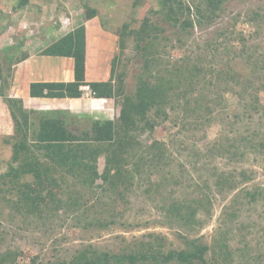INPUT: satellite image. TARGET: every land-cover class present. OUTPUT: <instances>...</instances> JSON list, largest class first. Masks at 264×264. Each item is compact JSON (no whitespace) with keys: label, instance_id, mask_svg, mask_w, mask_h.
I'll return each mask as SVG.
<instances>
[{"label":"trees","instance_id":"1","mask_svg":"<svg viewBox=\"0 0 264 264\" xmlns=\"http://www.w3.org/2000/svg\"><path fill=\"white\" fill-rule=\"evenodd\" d=\"M228 1L230 0H192L191 4H188L185 0H161L156 14L163 16L161 23H168L169 26L184 31L204 21L214 22ZM27 4L28 0H18L17 7L23 9ZM84 9L86 16L79 26L41 52L44 56L73 58L74 81L31 83L29 95L32 98H79L82 95L80 87L89 86L92 97L113 99L117 107L115 118L91 120L90 128L80 131V134L70 130L64 119L43 117L42 114L36 119L37 123H32V126L28 127L30 113L36 115L37 113L24 110L19 99L7 96L13 66L28 56V52L22 50L26 41L24 39L18 41V37H15L14 43L7 45L0 55V98L7 108L4 111L5 115L9 112L8 114L12 116V119H9L13 120L19 138H6L4 141L11 145L12 153L7 165L8 170L0 177L2 183H10L7 192L16 189L17 196L14 202L16 206L13 209L17 212L22 210V217L26 220L32 216L37 220L46 221L61 210L65 215L81 213L85 216V212L89 210L84 206L87 202L78 197V191H75L76 194L65 191L63 188L65 180L62 178L61 182L55 180L54 174L59 169L88 189L97 187L102 193L110 191L120 195L121 198L116 197L119 205L112 200L111 204L106 206L109 219L104 215L95 219L98 220V226L110 227L119 225L118 219L127 211V193L136 185L137 180H141L142 174L147 175L148 172L150 175L152 170L157 169L161 171L166 158L172 157L170 144L174 142V138L171 137L169 143L164 140H153L144 147L138 139L141 134L146 132L152 134L156 128L166 125L165 123H168L167 129H177V134L182 130L194 132L204 127L206 122L200 115L203 107L199 101L206 99L202 92L209 86L222 88L224 92L233 91L241 101L245 103L248 101L249 105L243 104V108L244 114L249 117L246 113L249 106L253 112L259 113L258 91L264 87L253 88L250 78L240 80V73L217 70L211 64L206 67L202 64L199 66L192 63L190 57H184L169 66V62L162 58L158 42L159 35L163 34L164 29L159 27L155 20L154 22L150 20L149 16L143 18L139 29L129 30L128 25H124L117 33L119 51L123 52L127 41L132 39L135 41L136 54L142 62L140 73L136 76L134 91L132 93L126 91L125 70L116 72L118 56L111 61L108 81L86 83L84 21L95 18L97 13L93 8ZM88 34L91 35V30H88ZM248 58H251V55H248ZM254 73L260 74V78L263 79L264 66ZM232 83L239 89H233ZM168 108L172 110L171 113L167 111ZM235 119L238 117L235 116ZM29 129L32 130L28 132ZM28 135L32 138L31 147L28 146ZM256 136L258 134L255 131L248 130L234 141L227 136L225 140L216 139L207 148L206 154L221 158L228 156V161L234 162L239 160L238 157H244V150L250 149L254 154L264 158V138L256 139ZM245 146L247 148L243 149L240 155L239 150ZM32 148L42 154L33 155V159L29 160L27 156L32 152ZM178 149L184 150L181 144ZM100 157L103 158L104 169L98 174L97 164ZM14 164L17 167H14ZM24 175H30L33 181L21 185L19 180ZM249 177L244 172L235 176L232 172L221 171L215 179L214 186L217 193L223 195L224 192L230 193L235 190L242 182L249 180ZM98 178L101 180L99 185L96 183ZM164 180L171 181L168 178ZM58 183L59 188L56 187ZM48 185L55 186L56 190L48 189ZM160 186L161 183L153 188L156 195L151 202L165 213L169 222L191 235L201 229L203 221L197 214L200 212L209 218L212 212V202L208 195L195 201L192 199L189 202H181L174 200L170 193L168 196L161 194ZM149 192L150 189L145 190V194ZM260 201H264V189L254 187L251 191L240 190L225 207L220 229L218 227L219 231L217 230L211 237L210 243L191 239L186 241L184 249L165 250L163 238L150 235L152 241L126 245L115 252H96L92 248H87L78 251L68 261L61 260L56 263L47 261L46 264H251L248 259L250 244L245 243L237 253L233 252L229 241L236 230L246 228L243 223L238 225V229L237 224L234 225L235 221H239V212ZM262 221L256 230L262 235L264 243L263 215ZM94 224L97 225V221ZM247 226L248 229L254 228L251 223ZM16 256L17 251L0 253V264H15ZM35 261L36 259L33 260V264Z\"/></svg>","mask_w":264,"mask_h":264},{"label":"rangeland","instance_id":"2","mask_svg":"<svg viewBox=\"0 0 264 264\" xmlns=\"http://www.w3.org/2000/svg\"><path fill=\"white\" fill-rule=\"evenodd\" d=\"M185 2L191 4L192 0ZM17 3L18 0H0V55L7 45L14 43L15 37H18V41L24 39L26 42L30 39L38 40L36 38L48 43L59 39L67 32L65 29L71 24L70 18L76 19L75 23L80 24L86 16L84 8L89 7L96 10L95 18L113 32L116 38L124 25H128L129 30H137L144 17L149 16L153 22L155 20L159 27L164 29L158 42L162 58L169 62V66L177 60L190 57L191 62L199 66L202 64L206 67L211 64L217 70L240 73V80L250 78L253 88L264 87V78L254 73L264 66V0H230L223 5L224 10L214 22L204 21L184 31L173 28L168 23H161L163 16L156 14L161 0H28L23 9L18 8ZM134 45L135 41L131 39L127 41L123 52L117 48L115 53V56H118L116 72L125 70V88L128 93L134 91L136 76L140 73L142 65ZM248 55H251V58H248ZM231 85L233 89H239L233 83ZM202 93L206 99H200L199 104L203 107L200 115L206 122L205 128L194 132L182 130L177 134V129H167L168 123H165L166 125L156 128L152 134L146 132L138 137L144 147L153 140L169 143L172 137L175 140L170 144V151L174 155L166 158L161 171L157 169L152 170L150 175L148 172L147 175L142 174L141 180H137L132 190L128 191L127 211L118 219L119 225L100 227L95 219L102 215L107 217L106 206L110 205L112 200L115 202L116 197L121 198L120 195L110 191L102 193L97 187L88 189L81 186L78 180L60 169L54 174L55 180H65V191L75 194V191H78V197L87 202L84 206L89 210L85 212V216L81 213L69 216L61 210L46 221L37 220L32 216L26 220L22 217V210L17 212L13 209L16 206V189L7 192L10 183L8 180L6 184L2 183L0 177V253L17 251L15 264H33L34 259V264H46L47 261H68L78 251L87 248L96 252H115L126 245L152 241L153 236L163 238L165 250L184 249L186 241L191 239L210 243L211 237L219 231L221 219L224 217L223 211L233 197L242 189H264V158L246 149L243 158L238 157V161L229 162L228 156L212 157L206 154V150L216 139L225 140L227 136L234 141L248 130L258 134L256 139L264 138V88L258 91L259 113L253 112L249 106L246 110L249 117L244 114L243 108V104L249 105L248 101H241L233 91L224 92L222 88L209 86L206 90L204 88ZM7 96L11 98L9 91ZM6 110L0 98V176L8 170L7 165L12 153L11 145L4 141L6 138L17 137L13 120L9 119L12 116L9 112L5 115ZM167 111L172 112L170 108ZM39 115L30 113L28 127L37 123ZM235 116L238 117L237 120ZM91 120L93 119L89 116L86 119L74 118L68 120L67 127L80 134V131L90 128ZM28 137V146L31 147L32 138L29 135ZM180 144L184 148L183 151L178 149ZM245 148L247 147L241 148L238 153L241 155ZM40 154L42 152L32 148L27 159H33V155ZM97 165L98 174H101L104 169L102 157L98 159ZM14 167L17 165L14 164ZM221 171L232 172L235 176L244 172L250 177L232 192L220 195L214 182ZM21 177V185L33 181L30 175ZM166 178L171 181L166 182ZM96 183L99 185L101 180L98 178ZM160 183L161 194L168 196L170 193L176 201H195L208 195L212 202V212L209 218L200 212L197 214L203 221L201 229L192 235L188 234L170 223L165 213L152 204L151 200L156 195L153 188ZM58 186L59 183L56 187L59 188ZM56 187L48 185L50 190H56ZM146 189H150V192L145 194ZM119 201L121 202L120 199ZM116 204L120 203L116 201ZM239 214V221H235L234 225L237 224L238 229V225L243 223L246 228L236 230L232 235L229 241L231 249L233 252H239L240 247L249 243V262L264 264L263 237L256 230L258 225H261L259 223L263 222L264 201L246 207ZM96 221L97 225L94 224ZM248 223L254 225V228L248 229ZM123 224L125 226H122Z\"/></svg>","mask_w":264,"mask_h":264},{"label":"crops","instance_id":"3","mask_svg":"<svg viewBox=\"0 0 264 264\" xmlns=\"http://www.w3.org/2000/svg\"><path fill=\"white\" fill-rule=\"evenodd\" d=\"M75 20L72 17L70 18L71 24L67 27L68 29H65L67 30L65 35L79 26L75 23ZM102 24L98 18L84 22L86 83L102 82L110 79V64L118 48V38ZM88 30H91V35L88 34ZM63 36H60V38ZM36 39L38 40L30 39L26 42L22 50H27V58L13 66V76L9 88L11 98L19 99L22 102L23 109L28 112L33 111L50 117H61L67 124L68 120L80 117L86 119L87 116L93 120H112L117 112L113 99L94 98L84 93L79 98L30 97L29 86L31 83H68L74 81L73 58L44 56L41 54L58 38L49 43L40 40V38ZM62 114L64 115L61 116Z\"/></svg>","mask_w":264,"mask_h":264},{"label":"built area","instance_id":"4","mask_svg":"<svg viewBox=\"0 0 264 264\" xmlns=\"http://www.w3.org/2000/svg\"><path fill=\"white\" fill-rule=\"evenodd\" d=\"M81 88L84 90V93H85L86 95H90V94H91V93H90V90H89V88H88V86H82Z\"/></svg>","mask_w":264,"mask_h":264},{"label":"clouds","instance_id":"5","mask_svg":"<svg viewBox=\"0 0 264 264\" xmlns=\"http://www.w3.org/2000/svg\"><path fill=\"white\" fill-rule=\"evenodd\" d=\"M88 88H89V86H88ZM80 89H81L82 94H83V93H84V90H83L81 87H80ZM89 90H90V88H89ZM90 93H91V91H90ZM84 94H85V93H84ZM90 95L92 96V94H90ZM116 113H117V112H116ZM114 118H115V116H114ZM114 118H113V119H114ZM113 119H112V120H113Z\"/></svg>","mask_w":264,"mask_h":264}]
</instances>
